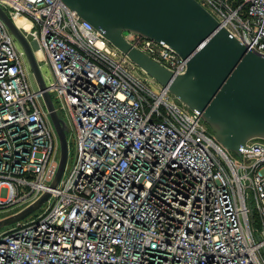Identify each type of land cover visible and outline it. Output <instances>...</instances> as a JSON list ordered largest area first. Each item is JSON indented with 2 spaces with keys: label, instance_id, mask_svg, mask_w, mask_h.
I'll return each instance as SVG.
<instances>
[{
  "label": "built area",
  "instance_id": "1",
  "mask_svg": "<svg viewBox=\"0 0 264 264\" xmlns=\"http://www.w3.org/2000/svg\"><path fill=\"white\" fill-rule=\"evenodd\" d=\"M198 1L264 55V0ZM0 6L30 22L17 26L38 44L40 68H51L45 82L73 154L53 187L59 137L0 18V209L17 205L15 214L50 194L34 217L38 209L0 229V264H264V139L240 156L225 148L199 111L142 81L137 64L61 0ZM123 34L174 75L187 70L168 43Z\"/></svg>",
  "mask_w": 264,
  "mask_h": 264
},
{
  "label": "water",
  "instance_id": "2",
  "mask_svg": "<svg viewBox=\"0 0 264 264\" xmlns=\"http://www.w3.org/2000/svg\"><path fill=\"white\" fill-rule=\"evenodd\" d=\"M92 24L190 109L199 111L216 139L241 154L254 138L264 139V55L250 50L198 0H61ZM0 18L23 48L57 131L61 155L56 187L68 159V125L56 110L47 89L35 47L0 6ZM124 31L168 43L183 58L187 70L174 75L149 56L132 47ZM44 193L25 209L0 219V229L24 219L48 198Z\"/></svg>",
  "mask_w": 264,
  "mask_h": 264
},
{
  "label": "rangeland",
  "instance_id": "3",
  "mask_svg": "<svg viewBox=\"0 0 264 264\" xmlns=\"http://www.w3.org/2000/svg\"><path fill=\"white\" fill-rule=\"evenodd\" d=\"M17 43H18V46L21 47V45L19 44L18 41H17ZM26 60H27V58H26ZM41 71H42V74L45 78V81H47V82L51 81V79L53 78V75H52V71H51L50 66L48 64H46L45 62H43L41 65ZM134 74L137 75L139 78H141V80L144 81L145 83H147L149 85H153L151 80H150V79H153V77L150 76L146 71H144L138 65H137L136 69L134 70ZM30 79H31L33 89H37L38 85H37V82L34 78L32 71L30 73ZM72 161H73V154L69 150V156H68V160H67V164H66V171H68L70 169V167L72 166ZM17 208H19L17 205L1 208L0 209V219L11 215ZM40 211H41L40 209L36 210L33 214H31L30 217H34V215H36ZM6 227L7 226L3 227L2 230L6 229Z\"/></svg>",
  "mask_w": 264,
  "mask_h": 264
},
{
  "label": "bare ground",
  "instance_id": "4",
  "mask_svg": "<svg viewBox=\"0 0 264 264\" xmlns=\"http://www.w3.org/2000/svg\"><path fill=\"white\" fill-rule=\"evenodd\" d=\"M16 24L21 27V28H28L29 25H30V22L25 19V18H22V17H18L16 20H15ZM33 46L35 47V50H36V54H37V57L40 58L42 56V52L41 50L38 48V44L34 43Z\"/></svg>",
  "mask_w": 264,
  "mask_h": 264
}]
</instances>
